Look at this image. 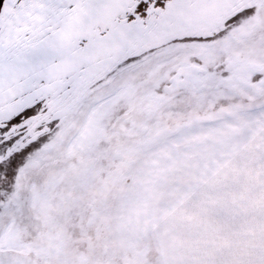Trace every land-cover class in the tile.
I'll use <instances>...</instances> for the list:
<instances>
[{
	"label": "snow or ice",
	"instance_id": "snow-or-ice-1",
	"mask_svg": "<svg viewBox=\"0 0 264 264\" xmlns=\"http://www.w3.org/2000/svg\"><path fill=\"white\" fill-rule=\"evenodd\" d=\"M0 264H264V0H0Z\"/></svg>",
	"mask_w": 264,
	"mask_h": 264
}]
</instances>
